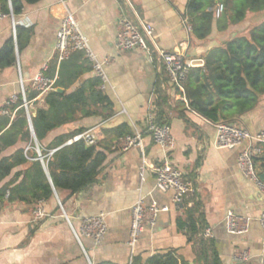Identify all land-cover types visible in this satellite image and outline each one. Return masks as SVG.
Here are the masks:
<instances>
[{"label": "crops", "instance_id": "crops-1", "mask_svg": "<svg viewBox=\"0 0 264 264\" xmlns=\"http://www.w3.org/2000/svg\"><path fill=\"white\" fill-rule=\"evenodd\" d=\"M132 3L137 18L154 27L158 48L168 52L181 50L200 67L204 66V56L210 49L246 35L259 21L255 15H248L244 22L230 26L224 32L218 31L215 23L211 36L202 41L189 33L184 22L188 0L174 3L132 0ZM123 6V0H41L35 5H27L21 15L14 16L17 25L32 28L33 34L28 46L17 50V65L0 73V107L22 94V84L25 91H33L32 79L58 58L57 35L68 10L74 14L98 60L109 61L105 67L110 81L106 93L113 103L114 115L106 120L100 116L82 119L53 131L45 139L46 146L58 136L85 128L86 132L93 131L100 149L107 151L108 160L98 182L74 196L66 208L62 206L61 209L57 195L35 205L11 202L9 190L0 196V264H87V257L93 264H131L134 258L145 263L155 254L170 251H176L183 264H195L198 250L188 242L187 231L180 228V222L186 219L187 209L196 202L202 206L206 229L213 233L221 264H264V230L258 220L264 210V194L238 168L243 147H216L215 124L192 112L185 115L178 111L169 113V126L176 141L169 157L187 179L194 181L195 191L183 205L177 206L172 191L157 189L153 168L163 161L165 153L145 132L147 116L157 111L163 93L173 108L176 102L187 103L177 99L156 60L141 50H116ZM12 36L13 21L7 16L0 20V48ZM58 71L59 65L54 80L58 78ZM95 76L94 71L84 74L70 91ZM46 95H39L31 102L33 115L37 107L46 108ZM235 123L252 133L263 130L264 96L252 111L236 118ZM122 125H127L133 133L138 129L143 131L145 165L141 149L124 153L115 149L116 137L107 131ZM22 147L19 144L3 156H10ZM257 167L263 176L264 156L257 162ZM19 170L22 168L0 184V191ZM141 199L145 205L156 202L161 207H168L169 211L160 214L154 228H146L133 251L129 245L132 209ZM38 209L44 210V218L35 216ZM229 211L237 217L252 219L247 233H228L225 218ZM100 214L106 216L108 232L104 242L96 246L92 240L80 235V229L83 219ZM75 232L81 236L82 246Z\"/></svg>", "mask_w": 264, "mask_h": 264}, {"label": "trees", "instance_id": "trees-1", "mask_svg": "<svg viewBox=\"0 0 264 264\" xmlns=\"http://www.w3.org/2000/svg\"><path fill=\"white\" fill-rule=\"evenodd\" d=\"M40 1L0 0V8L4 14L19 16L27 5ZM216 1L224 6V13L219 18L215 16ZM248 15H255L259 21L246 35L213 47L204 56V66L190 70L185 86L187 105L176 102L173 108L169 98L162 94L154 112L157 124L169 125V113L175 111L181 115L195 113L215 125L235 123L236 118L258 105L264 96V0H188L185 14L191 33L202 41L211 36L215 23L218 31L224 32L230 26L244 22ZM32 34V28L16 26V37L9 38L0 48V73L17 65V50L28 46ZM58 65L54 90L45 98L46 108L37 107L34 116L29 111L34 133L21 95L16 103L4 106L8 115L0 117V184L15 170L22 168L0 191V196H3L9 190L11 202L35 205L50 201L57 195L66 208L74 196L98 182L108 160L107 151L100 149L98 144L88 146L84 140L69 144L76 136L86 132L85 128L58 136L44 145L45 139L61 127L85 118L100 116L106 120L114 115L113 103L106 91L101 90L99 77L95 76L70 91L84 74L93 72V65L84 53L76 52L61 62L56 57L49 64L45 76L54 79ZM39 94L26 90L27 101L31 103ZM107 132L112 133L117 142L121 137L133 134L127 125ZM145 132L148 133V130ZM19 144L23 147L10 156H3ZM201 210L199 202L187 209L186 219L180 222V228L186 229L188 242L198 250L195 264H221L213 238L204 237L206 222ZM132 264L183 263L176 251H170L155 254L145 263L140 258H134Z\"/></svg>", "mask_w": 264, "mask_h": 264}, {"label": "built area", "instance_id": "built-area-1", "mask_svg": "<svg viewBox=\"0 0 264 264\" xmlns=\"http://www.w3.org/2000/svg\"><path fill=\"white\" fill-rule=\"evenodd\" d=\"M124 6L121 12V17L118 21V31L115 43V48L118 51H133L141 50L150 59L157 61L159 67L164 71L168 78V83L171 90L176 93L178 100L187 103L185 96V86L189 77V72L192 68L200 67L201 65L196 61H191L187 58L185 52L176 50L168 52L160 49L155 43V29L150 24H145L140 21L133 8L132 0H123ZM167 3H174L176 0H164ZM224 13V6L218 4L215 8V16L219 18ZM9 16L13 21V34L16 37V26L14 22L13 13L4 14L0 8V20ZM184 22L187 30L191 33L192 29L189 24V19L185 16ZM29 27V24H24ZM76 52L84 53L85 57L92 63L93 71L101 80V90L106 91L109 86V78L105 67L109 61H99L96 54L91 49L87 37L82 33L74 14L68 10L64 13L61 28L57 35L56 53L58 61L67 60L72 54ZM48 67L32 79V90L40 93L39 95L48 94L54 90L55 80L47 78L45 72ZM21 80V84H22ZM24 107L27 109L30 119V104L26 98V91L22 84V94ZM18 97L14 96L7 101L4 106L16 103ZM0 107V117L8 115V111ZM217 129L216 147L218 149H235L243 147L238 160V168L242 175L253 182L259 190L264 194V179L262 173L257 167L256 160L264 154V129L252 133L248 129L236 123H219L215 125ZM146 129L151 135L153 141L165 153L163 161L155 166L154 172L156 174V187L163 192L172 191L174 193L173 202L175 205H183L185 200L194 193V181L187 179L184 173L176 168L169 157V154L176 146L175 138L172 135L171 127L169 125H159L155 121V115L149 113L147 116ZM84 140L88 146L97 144V137L93 131L84 132L76 136L69 144ZM144 133L142 130H136L131 135L121 137L116 143L115 149L120 152H128L132 149H141L143 151V163L145 161L144 152ZM39 156L41 153L37 147ZM43 158L41 157V160ZM42 203V202H41ZM59 206L62 208L61 203ZM169 211L168 207H161L158 203L153 202L150 205H145L144 201L139 200L132 209V222L130 228L129 245L134 251L140 237L146 228H154L157 225L161 213ZM64 213V212H63ZM37 218H44L45 212L38 209L35 212ZM65 218L70 223L69 217L64 213ZM251 218H240L235 215L233 211H229L225 218V225L228 233L231 235H241L249 231ZM259 222L264 230V210L259 216ZM71 224V223H70ZM108 225L106 216L100 214L97 216L87 217L82 220L80 235L88 238L94 242L96 246H100L107 235ZM75 236L82 246L81 236L75 232ZM206 239L213 238L211 229H206L204 232ZM87 264H93L87 257ZM132 264V262H131Z\"/></svg>", "mask_w": 264, "mask_h": 264}, {"label": "water", "instance_id": "water-1", "mask_svg": "<svg viewBox=\"0 0 264 264\" xmlns=\"http://www.w3.org/2000/svg\"><path fill=\"white\" fill-rule=\"evenodd\" d=\"M57 91L58 92H63V90L62 89H57ZM35 115V114H34ZM33 115V116H34ZM30 124H31V130H32V132H33V127H32V123H31V116H30ZM34 133V132H33ZM34 138H35V141L37 142V139H36V137L34 136ZM262 179H264V175L262 176Z\"/></svg>", "mask_w": 264, "mask_h": 264}]
</instances>
